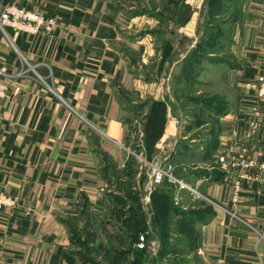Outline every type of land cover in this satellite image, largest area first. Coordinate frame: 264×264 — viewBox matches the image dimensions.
Listing matches in <instances>:
<instances>
[{"label":"crops","instance_id":"crops-1","mask_svg":"<svg viewBox=\"0 0 264 264\" xmlns=\"http://www.w3.org/2000/svg\"><path fill=\"white\" fill-rule=\"evenodd\" d=\"M131 1L0 0V12L12 2L59 20L47 36L9 31V41L0 35V69L9 88L0 97V190L18 200L17 208L0 211V264H71L69 224L82 214L109 218L124 198L141 203L142 229L153 236L165 224L172 231L189 227L173 240L190 248L182 264H264V197L247 176L251 160H264V101L253 89L264 70V0H207L203 21L187 9L179 21L187 31L176 46L177 57L157 81L135 77L123 52V8ZM217 4L230 27L221 40L224 50L210 51L219 59L206 67L213 87L202 98L195 85L201 73L195 54L189 55L194 46L187 41L193 39L198 48L218 36L212 29ZM148 40L147 56L160 54L155 40ZM133 93L156 111L162 107V122L152 111L147 132L137 141L125 106ZM188 93L197 95L191 103L198 110L190 109ZM256 107L262 111L261 127L251 136ZM202 112L206 121L198 118ZM187 141L195 152L192 162L180 160ZM143 143L150 146L139 152L143 161L172 164L175 179L200 190L215 206L196 200L171 177L147 192L151 172L142 165L134 176L115 180L109 166L128 167L133 162L127 146ZM126 179L132 180L126 191L113 190V181ZM235 182L242 185L238 200ZM112 225L115 236L126 228L114 219ZM149 244L141 248L155 264H180L171 251L154 255Z\"/></svg>","mask_w":264,"mask_h":264},{"label":"rangeland","instance_id":"rangeland-1","mask_svg":"<svg viewBox=\"0 0 264 264\" xmlns=\"http://www.w3.org/2000/svg\"><path fill=\"white\" fill-rule=\"evenodd\" d=\"M206 1L207 0H132L127 3V6L123 8L121 45L123 46L124 55L129 59L130 70L135 77L148 81H157L162 77H166V71L164 69L166 67L165 64L167 62L172 63L177 57L175 52L176 46L181 41L183 31L186 30L185 26L182 27L180 23L183 21V16L186 10L188 9V13H186L187 15L191 10L192 17H198V20H201L202 18L203 21L207 16V12L204 9ZM240 1L241 0L237 2ZM217 5L219 6V4ZM212 19L216 20V26L212 29L218 30V36L215 39L213 38L214 41L213 39L210 41L208 39L198 48L195 47L193 39L187 41L190 46H194L189 51V55L195 54L193 55L195 69L196 72L201 73V77H199V74L198 76H195L197 79L195 85L196 88L202 89V98L208 96V92L211 90V87H213L210 84V75L212 73L207 71L206 67L209 66L211 62H216L219 59L217 55L210 54V51H215L216 47H219V52L224 50V39L228 38V30L230 27V18L229 16H226V14H222V16L220 14L219 16L214 14ZM191 23L193 22L191 21ZM209 32L210 30H207V33ZM151 37L155 40V44L159 48L157 50H160V54H155L153 57L151 55L153 53L150 52V55L147 56L145 51L146 44L152 42H149V40L147 41L149 38L151 40ZM200 39L201 38L197 41L199 42ZM221 40L224 42L221 43ZM148 45L151 48V45ZM160 55L162 56V59L160 58ZM161 62H163L162 68H157V64ZM200 68H202L201 71ZM187 96L189 104L193 106V108L190 109L192 111L198 110L196 109L195 104L191 103L194 98H196L194 96L197 95L188 93ZM145 100L146 99L144 98L141 99L140 95L138 96L135 93L131 94L128 98H125V106L127 108L126 116L133 124L131 133H136L135 141L139 138L142 139L140 136L141 132H147V129H145L146 120L148 115H151L152 111L159 114L157 120L160 123L162 122V107L159 105L156 111V105H150ZM191 113L194 115L193 112ZM203 115L204 112H202L201 117L198 116V118L206 121ZM160 123L157 126V130H155L154 124L152 125L150 137H154L157 134L161 125ZM188 142L189 141L185 142V144L181 146L182 153L180 155V160L192 162L196 160V157L193 150L194 148H192ZM145 144H140V146H135V144L127 146V150L131 155V160L133 162L128 167L117 171L115 167L113 168L112 166H109L111 174L115 176V180H119L120 177L129 175L130 173L134 176L136 171L139 170L140 165L143 166L144 172L147 171V169L152 172L150 167L152 161H150V159L143 161V155L139 153L150 147L145 146ZM150 144H152V142H150ZM158 151H160V149ZM199 160L203 161L202 158H199ZM206 161L209 160L207 159ZM166 180H169V177H167ZM126 182L127 183L113 181L114 184L112 183L111 185L113 190L115 187V190L124 192L128 189L129 185H131L132 180L126 179ZM188 192L193 194L192 197L197 198L196 200L202 201L205 204L208 202L211 203V200L203 195L198 189V194L192 193L190 190H188ZM118 196L122 197V195ZM118 202L121 209L115 211L109 218L99 219L90 214H82L69 224L70 241L67 256L71 258V264H132L133 260L137 263L138 258L141 259V262L144 260L143 264H155L152 262L151 254H149L147 250V253L145 254V249L141 248L140 245L144 243H150L149 247L146 249L154 255L157 252L156 254L159 257H162L166 256L169 251H171L173 254H171L170 257L177 255L179 259H181L179 262L180 264L186 261L185 257L181 256L187 254L190 251L187 249L190 248L183 246V241L176 243L173 242V240L175 239L176 234L189 230L187 225H181L179 231H172V229H166L165 224L164 231L153 236L151 232L142 229L144 218H141V203L132 202L125 198L123 200L119 199ZM149 202H147L148 204H144V209L146 211L148 209L147 206L150 204ZM130 204H133L134 206ZM213 205L215 206V204ZM113 219L120 223L119 226L122 225L126 227L125 230H123V233H119L116 236L114 232L115 226L112 225ZM107 226H110V228H107ZM152 244L154 246H152ZM153 249H156V251H153Z\"/></svg>","mask_w":264,"mask_h":264},{"label":"built area","instance_id":"built-area-1","mask_svg":"<svg viewBox=\"0 0 264 264\" xmlns=\"http://www.w3.org/2000/svg\"><path fill=\"white\" fill-rule=\"evenodd\" d=\"M59 25V20L55 17L46 15L43 12L29 10L15 3H7L0 12V35L5 36L9 41V31H16L28 36H47ZM253 89L260 102L264 101V70L260 72L256 81L253 84ZM9 88L3 79V72L0 69V97L7 95ZM253 119L249 122V133L254 136L259 131L260 117L262 111L256 107L253 110ZM140 157V156H138ZM242 163V162H239ZM152 169L150 181L145 185L147 192H152L157 186L163 184L167 177H171L178 182L182 188L190 190L192 193L198 194L197 189L190 186L188 183L179 179H175L171 173L174 170L172 164L161 165L158 162H151ZM248 180L253 187L259 191L264 197V160H251L247 166ZM242 185L239 182L234 184V200H238ZM18 200L12 193L0 190V211L4 209L13 210L17 208ZM264 210V203H263ZM27 214V213H26ZM142 248L143 244L140 245Z\"/></svg>","mask_w":264,"mask_h":264},{"label":"trees","instance_id":"trees-1","mask_svg":"<svg viewBox=\"0 0 264 264\" xmlns=\"http://www.w3.org/2000/svg\"><path fill=\"white\" fill-rule=\"evenodd\" d=\"M217 6H218V5H217ZM216 9H217V7H216ZM222 10H223V6L219 4L218 9H217V13H218V14L221 13ZM218 16H219V15H218ZM137 264H141V263L139 262V263H137Z\"/></svg>","mask_w":264,"mask_h":264},{"label":"water","instance_id":"water-1","mask_svg":"<svg viewBox=\"0 0 264 264\" xmlns=\"http://www.w3.org/2000/svg\"><path fill=\"white\" fill-rule=\"evenodd\" d=\"M149 264H152V263H149Z\"/></svg>","mask_w":264,"mask_h":264}]
</instances>
